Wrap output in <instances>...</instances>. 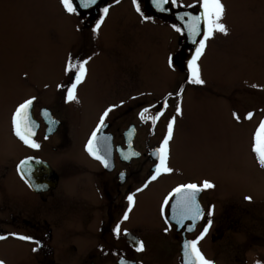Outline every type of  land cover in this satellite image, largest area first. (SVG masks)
Returning <instances> with one entry per match:
<instances>
[{
	"label": "flooded vegetation",
	"instance_id": "1",
	"mask_svg": "<svg viewBox=\"0 0 264 264\" xmlns=\"http://www.w3.org/2000/svg\"><path fill=\"white\" fill-rule=\"evenodd\" d=\"M142 2V8L152 18L168 19L172 22L169 28H173V24L181 26L174 15L155 14L150 0H142ZM74 3L79 12L77 16H82L80 20L85 21L84 26L89 25L93 18H97L98 7L91 11H83L76 0ZM195 4L197 5L195 8L185 6L173 8L172 11L200 15L202 9L198 2ZM105 5L109 6V13L100 29L104 33L107 31L104 26L112 19V10L118 4L111 0H102L99 6ZM122 8L120 12L124 11L121 10ZM131 10H135L134 5ZM201 22L204 30L205 25L203 21ZM116 27L117 25L115 39L118 36V27ZM71 29L72 60L90 56L88 66L94 60L100 59L104 47L102 46L100 50V45L104 43L95 41L92 38V31L81 35L80 28ZM77 35L79 37L75 38ZM186 45L187 39L180 33L179 50L176 54H172L173 68H171L178 69L186 85H189L187 62L195 50L185 49ZM119 65H117L118 70ZM89 73L87 71L85 79L77 87V101H66V88L73 79L71 72H64L50 81H42L43 83L37 86V93L39 90H47L45 94L37 95L29 110L36 125L33 139L40 144L38 149L25 145L13 131L12 115L18 104L25 99L11 110L6 107L2 98L0 99V235L7 236L6 239L0 240V260L4 261V264H120L121 260H127L128 264H173L172 260L175 261L174 264H182L183 241L193 240L199 236L207 219L208 209L214 205L213 225L199 243L202 253L215 264H245L247 252L251 250V246L261 243L262 238L253 234L254 236L243 241L241 249L239 245L234 246L235 242L228 243L230 251L227 258L219 259L222 253L219 244L224 239V234L220 231V222L221 217L228 210L227 206L221 210L219 204L223 196H228L234 203L229 209L233 219L231 228L238 230L241 220L251 217L253 203L231 192H224L219 197L216 187L206 189L197 196L205 212V218L194 222L185 220V226L181 227L177 221L171 219V206L175 204V198L169 201L164 214L161 213L163 200L178 185L202 184V179H186L170 188L162 199L159 198L161 189L159 183L168 173H162L156 180L148 183L158 163L154 152L164 138L163 136L157 142L154 139L155 129L164 117L171 118L169 115L184 99L185 90L183 89L182 95L179 94L180 91L178 94H173L171 91L166 93L157 102L160 105L152 107V112L146 113L145 119L141 120L138 109L140 98L134 94L131 101L129 100L126 104L123 102V74L120 71L104 78L97 75L90 77ZM127 74L126 77L129 78ZM101 80H104V84L111 82L106 87V90H109L105 95L101 92L102 86L99 83ZM254 85L257 87L254 91L255 97L249 93L251 85L248 86L244 93L245 98L249 100L246 104L248 106L242 107L244 108L242 114L236 113L240 119L237 120L234 117L232 124L237 126L239 139L241 143H244L242 138L246 124L252 119H248L247 114L249 112L253 114L251 105L255 102L251 104V101L258 96L261 105L255 108L262 110L254 121L255 127L250 134V146L248 148V142H246V147L248 155L253 158L264 178V167L259 165L256 154L252 150L254 133L259 123L264 121V86ZM225 94L224 89L218 88V91L213 92L211 96L221 99L226 106L230 100L226 99ZM150 98L154 100V97ZM102 101L105 102V106L95 112L94 125L84 132L87 124L85 112L87 111L88 115L89 110H94ZM112 105H118V107L109 113L105 121L106 126L98 133L99 136L108 138L107 143L112 149L108 157L110 167L105 169L99 161L89 156L85 150V144L96 128L103 111ZM233 108L236 110L240 106ZM157 111L163 114L153 123L150 117L156 115ZM49 121L56 123L50 125ZM172 140L173 137L168 146V166L171 161ZM104 147L105 141L101 140V148ZM125 156L130 158L124 159ZM27 157L43 161L42 164L34 165L31 179L37 185H46L45 188L37 190L29 187L18 174L17 165ZM145 183H148L147 188H143ZM137 188H143V190L137 192ZM133 193L135 194L134 206L128 220L123 221L122 216L128 205L126 197ZM246 206L249 208L247 209ZM253 214L259 215V213ZM165 217L168 218V224L165 223ZM229 221L230 226L231 220ZM117 223L121 226L118 236L113 232ZM166 227L168 231H165ZM125 229L128 235L124 234ZM10 233L33 236L42 241L43 247L33 252L32 249L35 247L33 243L17 239L9 235ZM154 236L158 241L152 238ZM136 241H143L144 251H136ZM166 243L168 245L165 247Z\"/></svg>",
	"mask_w": 264,
	"mask_h": 264
},
{
	"label": "rangeland",
	"instance_id": "2",
	"mask_svg": "<svg viewBox=\"0 0 264 264\" xmlns=\"http://www.w3.org/2000/svg\"><path fill=\"white\" fill-rule=\"evenodd\" d=\"M197 2L179 0L184 6ZM222 3L225 6L222 22L228 33L217 32L206 41L199 60L203 85H186L179 70L169 67L168 57L178 52L180 36L169 28L172 22L163 18L142 19L136 10H131L132 0H119L112 10V19L104 26L107 31L93 34L95 41L104 43L100 45V50L104 46L103 53L100 59L93 61V66L86 67L90 77L104 78L120 71L123 102L131 101L136 94L140 98L139 115L145 108L151 113L152 107L160 105L157 102L166 93L178 94L181 89L185 90L184 99L178 104L181 114H177L175 108L169 115L171 118L164 117L154 132L158 142L166 135L168 122L175 117L170 143L172 172L159 183V198L162 199L174 185L196 178L213 183L219 197L224 192L243 198L251 196V217L242 219L238 230L231 228L233 219L229 209L234 203L228 196L222 197L219 206L221 210L227 206L228 210L220 222L224 239L219 244L222 248L219 259L227 258L228 243L235 242L234 246L239 245L241 249L246 238L256 235L262 238L261 243L251 246L245 264H264V178L246 147V142L248 148L250 146L254 121L262 110L255 108L261 105L258 96L251 101L255 103L251 105L253 115L251 122L246 124L244 143L239 139L237 126L232 124L233 113L242 114V107L248 106L244 96L247 87L251 85L249 93L255 97L257 87L254 84L264 86V0H222ZM121 7L123 12H120ZM142 11L150 16L143 8ZM81 17L67 13L61 0H0V99L9 110L27 97L45 94L46 89L37 93V86L65 72L71 57V28H80L81 35H86L96 20L93 18L84 26ZM116 25L118 36L115 39ZM103 81L99 83L105 95L111 82L104 84ZM218 88L225 90V97L230 100L228 105L211 96ZM104 106L102 101L94 110H89L88 115L85 112L84 132L94 125L95 112ZM239 106L236 110L233 108Z\"/></svg>",
	"mask_w": 264,
	"mask_h": 264
},
{
	"label": "snow or ice",
	"instance_id": "3",
	"mask_svg": "<svg viewBox=\"0 0 264 264\" xmlns=\"http://www.w3.org/2000/svg\"><path fill=\"white\" fill-rule=\"evenodd\" d=\"M118 3L119 0H116ZM135 10L138 14H140L141 18L144 20L152 19V17L145 15L141 8L142 0H132ZM153 6L161 13L171 12L173 8L185 7L184 5L179 3V0H151ZM61 4L64 10L72 15H79L77 5L74 3V0H61ZM199 7L202 9L200 15H192L191 13H181L177 16V19L183 22V26H178L173 24L172 27L177 33L184 34V30H187V35L189 38H192L193 44H197L198 46L195 48L194 54L187 62V70L188 77L187 83L195 84V85H203L205 83L204 79L201 75V69L199 65L200 57L204 53V49L206 47V41L211 38L215 33H223L227 34L228 29L226 25L222 22L225 6L222 3V0H198ZM94 6L98 7V16L94 21V24L91 28V31L94 35L99 33V30L102 24L105 21L109 13V6H99V0H79V8L82 9H92ZM197 5H187V7L195 8ZM187 18V19H186ZM201 21H203L205 25V29L203 32V38L200 40H196L195 38L201 35ZM91 57H86L83 59H78L73 61L70 57L66 66V73H73V79L69 86L66 88V101H77L76 90L79 84L83 82L87 75V64L89 63ZM169 67H173V57L170 55L168 57ZM183 89L180 90V95H182ZM36 97H31L25 99L22 103L18 104L15 108V111L12 115V127L16 137L19 138L25 145L31 147L33 149H38L40 144L33 139L35 135L34 128L35 122L32 120L29 110L33 105ZM167 105L165 104V107ZM118 107V105H112L106 108L102 115L99 118V122L96 125V128L92 131L90 137L88 138L85 144V150L95 160L99 161L105 169L110 167L108 157L111 154V145L107 143V137H101L98 135L102 131V129L106 126L105 121L108 117L109 113L113 111L114 108ZM149 112L148 108L143 109L140 113L141 120L145 119V114ZM176 113L181 114V107L177 105ZM162 112L157 111V114L151 116L150 119L153 123H155L159 117L162 115ZM234 117L239 120L240 117L235 112L233 113ZM252 113L249 112L247 114V118H252ZM55 121H49V124H55ZM175 124V117L167 124V133L164 136L160 146L155 150L154 155L156 156L158 163L155 165V171L151 175L150 180L154 181L157 179L159 175L162 173H171L172 169L168 166V153H169V142L173 137V126ZM51 131V127L49 129ZM101 140L105 141V147L101 148ZM253 152L256 154V158L261 167H264V121L259 123L258 128L254 133V143H253ZM136 155V153H133ZM130 157L125 156L124 159H129ZM43 161H39L34 157H27L24 160H21L17 165V172L21 176V178L28 184L29 187L35 188L37 190L43 189L46 185H37L33 183L31 177L34 171L35 164H42ZM148 183L143 185V188L148 187ZM215 185L208 180L202 182V184L196 183H187L180 184L175 187L163 200L161 205V213L164 214V211L169 206V201L175 198V204L171 206V219L177 221V223L184 227V221H197L205 218V212L202 209L201 205L197 200L198 194L206 189L214 188ZM143 188H137L136 191L140 192ZM134 193L127 195L126 199L128 202L127 210L124 211L122 220L126 221L129 218V213L132 211V208L135 203ZM244 199L246 201L251 202V196H245ZM215 206L212 205L209 207L207 212V219L205 224L200 232L199 236H197L193 240H185L183 243V261L184 264H215L213 260L207 259L202 253L199 243L201 240L205 238L208 234L209 230L213 225L212 217L214 215ZM165 223L168 224V218L165 217ZM191 227L189 226V231H191ZM165 231H168V228H165ZM113 232L118 236L121 232L120 223H117ZM124 234L128 235L127 230H124ZM9 235L14 236L17 239L31 242L35 245L32 251L37 252L43 247V243L41 240L36 239L30 235H21L18 233H10ZM7 236L0 235V240L6 239ZM136 251L142 252L144 251V243L143 241H136ZM0 264H4V261L0 260ZM120 264H128L127 260H121ZM259 264V262H257Z\"/></svg>",
	"mask_w": 264,
	"mask_h": 264
},
{
	"label": "water",
	"instance_id": "4",
	"mask_svg": "<svg viewBox=\"0 0 264 264\" xmlns=\"http://www.w3.org/2000/svg\"><path fill=\"white\" fill-rule=\"evenodd\" d=\"M76 1H77L78 5H79V0H76ZM101 2H102V0H99V5H100ZM151 5H152V7H153L155 13L164 14V15H171V14H172V12L161 13V12H159V11L153 6L152 2H151ZM96 7H97V6H94V7L92 8V10L95 9ZM81 10H83V11H91V9H87V10H86V9H82V8H81ZM181 13H187V12H181V11H180V12H175L174 15L176 16V20H177V21L183 26V22L177 19V16H178L179 14H181ZM186 19H187V18H186ZM203 32H204V30L202 29V22H201V35L198 36V37H196L195 39H196V40H200V39H202V37H203ZM184 35H185V37H186V39H187V45L185 46V49H195V48L197 47V44H193L192 38H189L188 35H187V30H186V29L184 30ZM183 51H184V50H183ZM183 51H182V52H183ZM183 58H184V55H183Z\"/></svg>",
	"mask_w": 264,
	"mask_h": 264
}]
</instances>
